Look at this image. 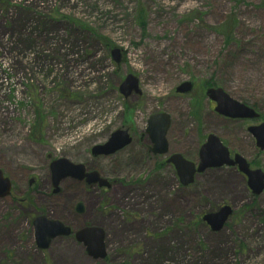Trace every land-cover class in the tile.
Wrapping results in <instances>:
<instances>
[{"label": "rangeland", "instance_id": "rangeland-1", "mask_svg": "<svg viewBox=\"0 0 264 264\" xmlns=\"http://www.w3.org/2000/svg\"><path fill=\"white\" fill-rule=\"evenodd\" d=\"M114 47L122 49L119 62ZM129 73L140 78L141 93L125 97ZM186 81L193 91L177 93ZM215 86L260 118L218 114L207 95ZM162 112L172 118L170 153L198 163L214 133L264 172V150L248 129L264 121V0H0V167L14 179L15 196L36 178L34 217L44 211L74 225L73 204L83 196L108 251L93 260L71 240L40 247L24 223L0 234V264H264V188L253 195L248 177L226 165L184 185L166 162L170 153L150 150L148 121ZM121 127L133 143L94 157L92 147ZM63 157L116 181L117 215L107 213L111 196L97 204L104 191L86 196L71 180L62 185L70 192L47 204L51 162ZM9 200H0V220L11 216ZM224 205L232 213L213 231L203 216Z\"/></svg>", "mask_w": 264, "mask_h": 264}, {"label": "water", "instance_id": "water-1", "mask_svg": "<svg viewBox=\"0 0 264 264\" xmlns=\"http://www.w3.org/2000/svg\"><path fill=\"white\" fill-rule=\"evenodd\" d=\"M112 53L115 60L119 62L122 55L121 49L115 48ZM193 88L194 83L192 81H186L177 87V92L188 94L193 91ZM120 91L126 97L132 94L133 91L141 93L139 78L134 74H129L122 82ZM207 95L217 103L215 110L221 115L242 119H256L260 117V113L254 108L233 99L222 87L209 88L207 90ZM170 126L171 116L166 112L154 114L149 118L148 132L153 142L152 150L154 153H168L169 142L166 136ZM248 129L255 136L257 146L261 150H264V121L259 125L250 126ZM131 141L132 137L129 131L119 128L112 133L108 141L93 146L92 154L94 156L110 155L124 148ZM167 161L175 165L180 180L184 185L193 183L195 175L204 172L208 168L220 167L223 165H237L239 170L247 175L249 186L254 194L261 193L264 188L263 170L252 169L246 158L239 153L231 157L229 148L224 145L221 138L216 134H210L206 142L200 148V161L198 166L180 153L173 154ZM52 173L55 186H58L64 178L80 175L81 173L82 175H86L91 183L99 181L101 186H107L108 183V180L101 177L98 171L85 173V165L74 163L65 157L53 161ZM0 191V196L2 197L11 193V181L9 178L4 177L2 170H0ZM78 211H83L82 204L78 205ZM231 213V207L225 205L216 212L205 214L203 220L211 226L213 231H220ZM97 230L101 231V239L98 244V252L93 254L95 258L104 257L106 255L103 242L104 231L99 227H91L82 230L83 232H96ZM35 231L39 245L46 248L53 238L62 235H70L71 228L66 226L62 221L49 219L46 216H39L35 219Z\"/></svg>", "mask_w": 264, "mask_h": 264}, {"label": "flooded vegetation", "instance_id": "flooded-vegetation-1", "mask_svg": "<svg viewBox=\"0 0 264 264\" xmlns=\"http://www.w3.org/2000/svg\"><path fill=\"white\" fill-rule=\"evenodd\" d=\"M126 129H128L130 131V128H126ZM130 133H131V131H130ZM131 135H132V142L130 144H128L126 147L130 146L134 141L135 136L132 133H131ZM143 138H144V136H142L141 139H143ZM126 147L117 151L116 153L124 150ZM150 150H151V146H150ZM170 154H172V153H170ZM168 164H171V163H168ZM0 170H2L4 177H7L10 179L11 184H12L11 193L6 195V196H3V197L0 196V200H4L5 198H10L9 204L7 206L9 208V211L11 212V216L8 219H1L0 220V234H7L8 232H10L11 230L7 231L8 227L12 230L17 231L22 226H24V223L26 226L25 227L26 234H35V219L38 216H46V217L50 218L47 214H45L44 211H40L38 214H36L35 217L33 216V212H32L33 205L30 202L29 195L31 196V194L33 192L32 187L34 185V182L37 181L36 178L30 177L29 181H28V186H26L27 191L23 192V194L21 196H15L16 185L14 184V179L3 168L0 167ZM92 171H98V170L93 169V168H87V166H85V173H89ZM100 175L104 178H107V177L103 176L102 174H100ZM107 179L109 180V182L107 183V186L106 185L101 186L99 181H96L95 183H91L89 181V178L84 174L82 175V173H81L80 175H73V176L66 177L59 183L58 186H55L53 174L51 171V183L52 184H51L50 190L52 191V195H44V196L47 198L46 199L47 204L49 203V206L54 207L56 205L55 195L70 192V190H63L62 185L64 184L65 181L71 180L75 184H78L80 187L84 188L83 194L86 196L92 194L91 189H94V188H96L97 190H99L101 192L104 191L105 194H101L97 204L101 203L102 197H105V199H106L107 195L111 196L110 197V203L106 204L108 207L107 213L110 216H114V215H117L118 213H117V210L111 208V206L114 207V205L116 204V196L118 193H115V192L113 193L110 190L113 189L116 181L113 179H109V178H107ZM26 183L27 182H24L25 185H26ZM108 184H110V185H108ZM121 186L123 187V185H121ZM19 187L22 190L23 184L20 183ZM82 197L83 196H81V198ZM81 198L77 199V201L73 204V208H72V212H73L72 214H75L76 218H77L76 224L71 225V224L65 223L63 220L56 219V218H50V219L59 220V221H62L63 223H65L67 226H69L71 228V233H70V235H62V236H57V237L53 238L51 243L49 244V246L55 242H58L60 245H62L64 243L63 246L66 247L65 242L68 240H71V243L73 245L72 248L75 250L78 249L77 254L82 253V251H80V250H83V252L86 254V256L88 258L91 259L93 257V260H96V259H94L95 256L93 254L98 252V244H99V240L101 239V231L100 230H97L96 232H87V231L83 232L82 231L84 228H87V227H90L93 225V223H91V221L93 220L94 214H92L90 211H88V209L86 207V202H83L81 200ZM79 204L83 205V211L82 212L78 211V205ZM95 210H96V208H94L92 211H95ZM15 211L19 212L18 213L19 218L15 222H12L11 220L13 218V213ZM24 213H25V216H24ZM97 227H99V226H97ZM100 228H102V227H100ZM103 231H105V229ZM82 234H84V235H82ZM106 237H107V235H106V231H105L103 242L105 245L106 255H105V257H102L104 259L108 257L107 244H106L107 238ZM35 242L38 246H40L39 241L37 239H35ZM101 260H103V259H101Z\"/></svg>", "mask_w": 264, "mask_h": 264}, {"label": "trees", "instance_id": "trees-1", "mask_svg": "<svg viewBox=\"0 0 264 264\" xmlns=\"http://www.w3.org/2000/svg\"><path fill=\"white\" fill-rule=\"evenodd\" d=\"M139 19H140L139 21H140V23H141V26H142V28H143V31H146V30H147L148 23H147V21H146V13H145V9H143V8H142V10H141L140 13H139ZM231 26H232V25H231ZM229 27H230V26H229ZM233 28H234V27H230L229 33H228V35H227V37H228V41H229L227 47H229V45H230V43H231V39H232V35H233V32H231V31H232ZM207 85H208V86H209V85H212V82H208ZM213 85H214V84H213Z\"/></svg>", "mask_w": 264, "mask_h": 264}]
</instances>
